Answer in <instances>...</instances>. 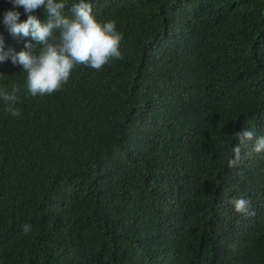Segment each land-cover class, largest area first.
<instances>
[{
    "label": "trees",
    "instance_id": "1",
    "mask_svg": "<svg viewBox=\"0 0 264 264\" xmlns=\"http://www.w3.org/2000/svg\"><path fill=\"white\" fill-rule=\"evenodd\" d=\"M63 2L71 17L79 0ZM87 2L123 59L35 97L0 62L20 110L0 99V264H264V152L227 167L234 133L264 135V0ZM9 9L27 14L0 0L19 52L31 38L4 27Z\"/></svg>",
    "mask_w": 264,
    "mask_h": 264
},
{
    "label": "clouds",
    "instance_id": "2",
    "mask_svg": "<svg viewBox=\"0 0 264 264\" xmlns=\"http://www.w3.org/2000/svg\"><path fill=\"white\" fill-rule=\"evenodd\" d=\"M13 8L23 7L27 19L20 21V12L9 9L4 12L2 24L14 36L30 37L24 49L19 52L4 50V39L0 35V62L9 58L14 65H21L27 73L26 84L32 96L51 95L60 90L70 78L77 65H84L100 70L111 60L123 59L120 44L123 39L117 31L116 22H101L94 15L92 6L87 0L73 4L71 17L63 13L66 7L63 0H11ZM43 8L47 20L42 22L32 13ZM32 41H35L33 43ZM37 46L39 50L37 51ZM18 89L9 93L0 89V99L5 102V110L13 117L20 116V110L14 105ZM239 143L233 147V158L227 160V167L233 168L241 162L242 148L252 144L255 153L264 152V135L249 129L234 133ZM235 212L248 213L249 200L233 198L229 201ZM27 235L30 224L22 225Z\"/></svg>",
    "mask_w": 264,
    "mask_h": 264
}]
</instances>
